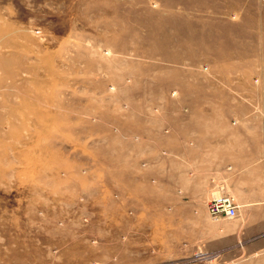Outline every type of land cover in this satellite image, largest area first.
<instances>
[{
  "label": "crops",
  "instance_id": "obj_1",
  "mask_svg": "<svg viewBox=\"0 0 264 264\" xmlns=\"http://www.w3.org/2000/svg\"><path fill=\"white\" fill-rule=\"evenodd\" d=\"M187 52L153 59L159 69L141 80V107L91 123L88 170L72 181L44 172L41 200L17 204L23 223L2 213V255L25 264H203L188 259L206 250L221 251V264H264V67ZM213 175L251 211L246 224L211 222Z\"/></svg>",
  "mask_w": 264,
  "mask_h": 264
},
{
  "label": "rangeland",
  "instance_id": "obj_2",
  "mask_svg": "<svg viewBox=\"0 0 264 264\" xmlns=\"http://www.w3.org/2000/svg\"><path fill=\"white\" fill-rule=\"evenodd\" d=\"M171 51L264 67V0H0V216L13 213L10 222L23 223L25 209L17 204L41 200L44 172L72 181L88 170L91 123L141 107V80L159 69L153 59L169 62ZM212 178L205 210L211 222L231 229L246 224L251 211L240 208L226 181ZM222 181L240 205L234 219L208 213ZM148 245L155 255L154 242ZM217 252L216 260L195 261L221 264ZM3 253L0 264H25Z\"/></svg>",
  "mask_w": 264,
  "mask_h": 264
},
{
  "label": "built area",
  "instance_id": "obj_3",
  "mask_svg": "<svg viewBox=\"0 0 264 264\" xmlns=\"http://www.w3.org/2000/svg\"><path fill=\"white\" fill-rule=\"evenodd\" d=\"M216 190L212 193L211 199L207 203L208 213L214 220L222 218L234 219L238 216L239 204L236 197L231 194L224 181L216 184ZM221 256L220 252H209L199 250L191 258L192 260H216Z\"/></svg>",
  "mask_w": 264,
  "mask_h": 264
}]
</instances>
